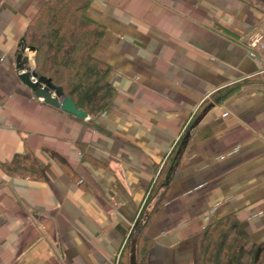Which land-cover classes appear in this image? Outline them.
<instances>
[{
  "label": "crops",
  "instance_id": "obj_1",
  "mask_svg": "<svg viewBox=\"0 0 264 264\" xmlns=\"http://www.w3.org/2000/svg\"><path fill=\"white\" fill-rule=\"evenodd\" d=\"M46 1L0 0V264H198L228 215L264 245V0H90L115 97L86 119L19 77Z\"/></svg>",
  "mask_w": 264,
  "mask_h": 264
},
{
  "label": "trees",
  "instance_id": "obj_2",
  "mask_svg": "<svg viewBox=\"0 0 264 264\" xmlns=\"http://www.w3.org/2000/svg\"><path fill=\"white\" fill-rule=\"evenodd\" d=\"M90 0H47L31 20L21 42L34 47L35 71L61 86L90 115L108 110L115 89L110 67L94 52L104 28L86 14ZM138 264H146L141 247ZM198 264H264V245L252 243L240 222L228 215L199 235Z\"/></svg>",
  "mask_w": 264,
  "mask_h": 264
},
{
  "label": "water",
  "instance_id": "obj_3",
  "mask_svg": "<svg viewBox=\"0 0 264 264\" xmlns=\"http://www.w3.org/2000/svg\"><path fill=\"white\" fill-rule=\"evenodd\" d=\"M28 48L31 51L35 50L34 47ZM24 49L25 46L22 47V51ZM28 61L29 58L27 56L23 58L22 53L19 52L17 57L19 77L33 90L37 97L42 98L45 103L60 108L76 117L82 119L88 118V113L84 109L78 108L74 100L65 94L61 86L53 84L45 76H39L35 70H27L25 67Z\"/></svg>",
  "mask_w": 264,
  "mask_h": 264
},
{
  "label": "built area",
  "instance_id": "obj_4",
  "mask_svg": "<svg viewBox=\"0 0 264 264\" xmlns=\"http://www.w3.org/2000/svg\"><path fill=\"white\" fill-rule=\"evenodd\" d=\"M249 44V55L261 61L264 67V33L255 32L252 33L248 41ZM33 68V67H32Z\"/></svg>",
  "mask_w": 264,
  "mask_h": 264
},
{
  "label": "rangeland",
  "instance_id": "obj_5",
  "mask_svg": "<svg viewBox=\"0 0 264 264\" xmlns=\"http://www.w3.org/2000/svg\"><path fill=\"white\" fill-rule=\"evenodd\" d=\"M23 45V44H22ZM19 52H21L22 53V57L24 58L25 56H27L29 59H32V57H30V52H31V50L28 48V47H25V49H24V51H22V46H19ZM33 57H34V55H33ZM26 69L27 70H29V71H32V70H34L35 69V66L32 68V61L30 62H28L27 64H26Z\"/></svg>",
  "mask_w": 264,
  "mask_h": 264
}]
</instances>
